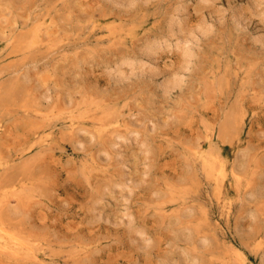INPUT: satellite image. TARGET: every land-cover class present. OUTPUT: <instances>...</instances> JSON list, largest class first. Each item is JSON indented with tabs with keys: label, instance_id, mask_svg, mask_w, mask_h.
I'll return each mask as SVG.
<instances>
[{
	"label": "rangeland",
	"instance_id": "rangeland-1",
	"mask_svg": "<svg viewBox=\"0 0 264 264\" xmlns=\"http://www.w3.org/2000/svg\"><path fill=\"white\" fill-rule=\"evenodd\" d=\"M0 231V264H264V0H0Z\"/></svg>",
	"mask_w": 264,
	"mask_h": 264
},
{
	"label": "bare ground",
	"instance_id": "bare-ground-1",
	"mask_svg": "<svg viewBox=\"0 0 264 264\" xmlns=\"http://www.w3.org/2000/svg\"><path fill=\"white\" fill-rule=\"evenodd\" d=\"M262 2V1H261ZM261 2L260 1H258L257 3H259V5L261 4ZM263 3V2H262ZM258 5V4H257ZM262 5V4H261ZM260 5V6H261ZM174 23V22H173ZM204 29V28H203ZM201 33H203V31H201L200 32V34ZM197 39H196V36H191V37H187V38H185V44H186V47L188 48V50H190V43L191 42H194V41H196ZM192 47V46H191ZM139 67V70L142 72V73H144V72H146V68H145V66L140 62V64L138 65ZM137 68H136V66H135V64H133L132 65V67H131V74H134L135 73V70H136ZM150 71V70H149ZM120 74H123V73H120ZM150 74H152V75H155V71H151L150 72ZM179 77V76H178ZM169 79V78H168ZM164 82V81H163ZM181 79H177L176 77L173 79V80H171V81H169L168 80V82H166L165 84H164V87L166 88V89H169V90H171L170 88H174V87H178L181 83ZM167 91V90H166ZM169 92V91H168ZM121 138V137H120ZM0 233H1V231H0ZM5 234V233H4ZM7 234V233H6ZM4 236V235H3ZM12 236V235H11ZM1 240V239H0ZM24 243V242H23Z\"/></svg>",
	"mask_w": 264,
	"mask_h": 264
}]
</instances>
